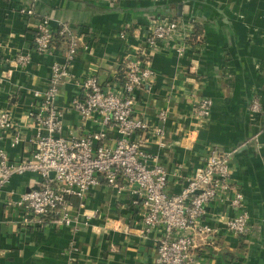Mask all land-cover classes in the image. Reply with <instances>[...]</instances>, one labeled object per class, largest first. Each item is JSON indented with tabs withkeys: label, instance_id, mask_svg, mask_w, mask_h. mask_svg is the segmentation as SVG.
<instances>
[{
	"label": "crops",
	"instance_id": "1",
	"mask_svg": "<svg viewBox=\"0 0 264 264\" xmlns=\"http://www.w3.org/2000/svg\"><path fill=\"white\" fill-rule=\"evenodd\" d=\"M148 4L156 5L150 0H0V109L10 110L15 122L11 133L21 137L11 146L10 132L1 135L0 147L10 158L30 153L29 139L37 132L29 116L34 109L32 92L46 88L53 63L65 64V45L60 40L52 55L35 51L33 22L19 10L33 6L38 15L50 17L53 29L60 22L77 27L88 49H79L69 71L80 79L93 74L103 83L119 77L122 60L137 52L151 14ZM191 5L177 16L174 4L163 16L201 24V49L178 57L163 46L147 59L139 56L154 70L155 78L137 91V110L153 124L158 123L155 113L167 110L166 146L153 143L149 150L168 172V193L181 190L184 180L202 166L210 146L221 151L236 149L231 159L233 181L244 193L255 233L243 238L227 232L225 221L236 210L226 200L211 202L204 223L217 232L206 240L198 238L194 255L198 264H264V144L248 141L256 131L248 116L250 97L253 90L264 93V0H204ZM19 54L29 56L24 67L14 62ZM190 64L197 66L195 73L187 70ZM191 88L213 102L204 126L191 113ZM79 91L67 79L55 100L66 135L102 128L67 109ZM107 135L110 142L116 132L108 129ZM40 180L35 173L15 175L3 190L0 264H144L154 258L161 229L140 236L141 215L133 204L134 195L117 194L103 183L91 188L83 206L81 200L71 199L79 211L78 224L22 225L20 211L4 203L5 195L16 198L37 187ZM85 215L90 218L86 220Z\"/></svg>",
	"mask_w": 264,
	"mask_h": 264
},
{
	"label": "built area",
	"instance_id": "2",
	"mask_svg": "<svg viewBox=\"0 0 264 264\" xmlns=\"http://www.w3.org/2000/svg\"><path fill=\"white\" fill-rule=\"evenodd\" d=\"M111 1L119 3L121 0ZM150 1L157 4L167 0ZM19 12L33 22L30 25L34 26L36 52L52 55L57 40L65 45L62 52L65 64L53 63L46 88L32 92L34 109L29 116L33 118L37 132L29 139L30 153L12 159L0 147V198L15 175L35 173L41 178L37 187L16 198L5 195L4 203L20 211L22 225L70 227L78 224L79 211L73 207L71 199L81 200L80 206H83L91 188L103 183L117 194L134 195L133 204L141 215L140 236L146 237L153 230L161 229L155 256L144 264H198L194 255L197 239L206 240L217 232L204 223L206 208L211 202L226 200L236 210L225 221L227 232L243 238L254 235L255 225L244 193L233 181L231 159L236 149L221 151L210 146L202 166L184 180L181 190L168 193V172L149 150L153 143L160 148L166 146L163 124L167 120V110L159 109L155 113L157 124L137 110V91L155 78L154 70L139 56L147 59L163 46L172 49L178 57L185 56L187 51L197 52L203 41H200L201 36L193 37L194 21L186 23L170 16L147 15L145 37L137 52L122 60L119 77L102 83L93 74L80 79L69 71L79 49H88L82 43V34L77 27L60 22L57 29H53L50 17L38 15L33 6L23 7ZM14 62L24 67L29 56L19 54ZM196 67L190 64L187 70L195 73ZM67 79L80 90L68 101L67 109L78 113L84 121L94 120L102 128L66 135L63 116L55 100ZM188 96L192 115L204 126L211 116V98L198 94L195 88H191ZM248 116L256 126L248 141L256 146L264 144L263 92L253 90ZM14 129L10 110L0 109V140L2 134L10 132L11 146L17 145L21 137L19 133H11ZM108 129L116 132L110 142L107 141ZM84 217L90 218L89 215Z\"/></svg>",
	"mask_w": 264,
	"mask_h": 264
},
{
	"label": "trees",
	"instance_id": "3",
	"mask_svg": "<svg viewBox=\"0 0 264 264\" xmlns=\"http://www.w3.org/2000/svg\"><path fill=\"white\" fill-rule=\"evenodd\" d=\"M173 5H174L173 3L163 4L161 6H160V4H156L153 8H151V5L148 4L146 9H147V11H149V13L154 14L155 16H161L162 17L163 15L167 14L165 9L167 7H172ZM198 36H201L200 41H203V26L199 23L196 24L194 27V36L193 37L197 38ZM200 41H197V42H200Z\"/></svg>",
	"mask_w": 264,
	"mask_h": 264
},
{
	"label": "water",
	"instance_id": "4",
	"mask_svg": "<svg viewBox=\"0 0 264 264\" xmlns=\"http://www.w3.org/2000/svg\"><path fill=\"white\" fill-rule=\"evenodd\" d=\"M204 0H167V1H161V3L164 4H169V3H173L176 4V15L177 16H181L182 15V10L185 6L189 7L191 4H195L196 2H202ZM191 5V6H192ZM50 176H53V174L51 173Z\"/></svg>",
	"mask_w": 264,
	"mask_h": 264
}]
</instances>
